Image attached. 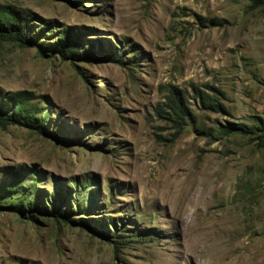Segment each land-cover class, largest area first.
<instances>
[{
    "label": "rangeland",
    "instance_id": "374dc122",
    "mask_svg": "<svg viewBox=\"0 0 264 264\" xmlns=\"http://www.w3.org/2000/svg\"><path fill=\"white\" fill-rule=\"evenodd\" d=\"M0 8V264H264V0Z\"/></svg>",
    "mask_w": 264,
    "mask_h": 264
},
{
    "label": "trees",
    "instance_id": "16d2710c",
    "mask_svg": "<svg viewBox=\"0 0 264 264\" xmlns=\"http://www.w3.org/2000/svg\"><path fill=\"white\" fill-rule=\"evenodd\" d=\"M25 24L22 21V17L14 9L0 8V38H10L20 43L21 45H27L32 43L31 40L25 37ZM64 39V41H61ZM69 39L66 33H63L60 39V47L58 51L63 56H70L71 58H83L79 52L70 48L68 43ZM59 46V45H58ZM117 59V57H113ZM29 101V97L26 93L15 94H2L0 92V129L5 130L9 126L19 125L21 122H25L31 119L30 113L26 104ZM174 111L176 115L181 114V107L175 105ZM21 204V203H20ZM28 209H31V203H25ZM35 207V206H34ZM13 208H19V204L14 203ZM53 214L58 215L56 205H52Z\"/></svg>",
    "mask_w": 264,
    "mask_h": 264
}]
</instances>
